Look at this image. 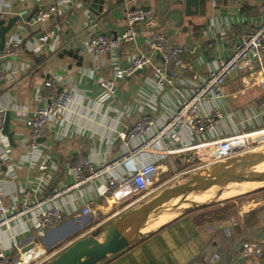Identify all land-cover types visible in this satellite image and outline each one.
<instances>
[{"label":"crops","instance_id":"crops-1","mask_svg":"<svg viewBox=\"0 0 264 264\" xmlns=\"http://www.w3.org/2000/svg\"><path fill=\"white\" fill-rule=\"evenodd\" d=\"M88 1L0 0L3 12L0 25L3 22L6 26L9 20L15 19L4 33V44H0V108L9 113L8 130L12 132L11 142L5 135L6 148L2 146L3 135L0 134V152L8 149L10 157V162L2 165L0 173L7 207L20 201L21 189L35 186L39 175L36 163L43 158H47L50 177L33 197L50 196L53 190L71 182L73 172L69 164L77 155L90 158L96 164L116 162L101 178L54 200L64 210V219L38 239L54 255L90 234L101 239L110 222L146 201L139 200L140 192L131 186L112 193H100L107 178L126 175L132 162L141 165L156 161V175L164 169L179 171L185 166H194L195 154L191 151L167 153L159 142L135 150L141 138H132L124 144L120 133L143 115H149L155 126L163 122L179 100L176 89L187 93L193 84H200L215 59L229 55L240 35L259 22L264 7V0H207L204 15L191 17V25L186 24L185 18L182 24L187 25L185 29L173 28L172 34L168 35L174 43L194 49L184 56L188 72L179 74L172 85L158 87L153 82L154 67L163 66V60L158 52L145 46L143 40L151 30L167 34L172 23L163 24L158 17L137 23L134 42H122L114 54L94 55L85 47L87 40L97 32L121 33L126 26V12L133 2L111 0L101 11H93L88 7ZM50 4L58 8L54 14L42 21L32 20L39 6ZM47 30H54L55 35L36 49L38 37ZM15 40L23 47L14 55H4L7 43ZM140 53L149 55L152 65L117 80L113 92L107 95L98 80L110 77L116 66L126 65L131 56ZM164 66L168 68L166 64ZM256 70H240L225 82V97L216 102L222 112L217 136L250 132L261 126L246 119L257 110L262 98L254 77ZM54 74L59 85L70 92L71 101L63 114L50 122L46 138L32 148L25 118L44 104L39 97L40 89L44 79ZM180 135L187 142L194 140L188 127L181 129ZM205 135L213 138L208 132ZM250 135L254 133L246 136ZM123 157L127 159H121ZM226 196L233 194L221 198ZM88 197L94 200L92 211L82 214L81 208ZM187 200L200 203L209 198L208 194H189ZM236 205L234 215L232 211L223 218L220 214L228 208L226 202L196 206L167 219L163 217L169 215V209L159 211L140 228L136 240L96 264H251L239 256V246L243 240H264V217L261 215L254 222L248 221L243 216L246 210L240 209V203ZM30 224L28 219L22 218L12 221L8 228L0 229V245L9 258L16 256V244L23 246L37 239ZM213 254L218 257L212 259ZM260 264H264V250Z\"/></svg>","mask_w":264,"mask_h":264},{"label":"built area","instance_id":"built-area-1","mask_svg":"<svg viewBox=\"0 0 264 264\" xmlns=\"http://www.w3.org/2000/svg\"><path fill=\"white\" fill-rule=\"evenodd\" d=\"M55 4L47 5L38 9L33 21H42L57 11ZM0 5V20L2 17ZM151 18L149 11L139 8L128 9L126 12V26L119 34H106L97 32L93 34L85 43L88 52L96 55L99 53L114 54L116 48L122 42H134L137 38L136 24ZM55 35L54 30H47L38 37L36 49L47 39ZM144 45L161 55L163 66L154 67L153 82L161 87L164 84L172 85L179 74L188 72V64L184 56L194 52L187 45L174 43L171 38L160 31L151 30L144 36ZM23 47L19 40L9 41L4 49V55L16 54ZM264 7L260 14L259 22L240 35L238 44L227 56H218L213 66L208 70L206 77L200 84H193L189 92L184 93L179 88V100L174 110L159 125L155 126L154 121L149 115H143L120 133V138L124 144L132 138H141L135 150H143L148 146L159 142L162 143L164 152L183 153L193 152L195 159L204 166L220 162L236 151L242 149L246 144L243 140L248 138L250 133L264 131ZM152 65V60L147 54H137L129 58L124 66H116L110 77L100 78L98 84L108 95L113 92L115 82L131 76L135 71L144 66ZM256 68L254 77L262 91L261 102L252 112V116L247 120H254L260 127L250 132H240L226 136H217L216 128L222 118L217 101L224 99V84L243 69ZM0 78H2L0 76ZM43 105L33 109L25 118V124L30 130L28 142L30 147L36 148L38 138H46L51 121L59 117L68 108L71 101L70 92L59 85L57 76L50 75L44 79L40 94ZM7 110L0 108V134L3 148L8 147V142L2 132ZM188 127L193 133L194 140L189 142L182 139L181 129ZM213 135L207 138L205 133ZM247 141V140H246ZM121 159H127L123 157ZM10 162L8 149L0 152V173L2 165ZM112 163L96 164L90 158L77 155L69 164L73 172V180L58 190H53V194L44 198L33 197L35 191L42 188L50 177V169L47 158H43L36 163L39 175L35 179V186L32 188L21 189V198L18 203L11 207L5 204V192L1 185L0 177V229L8 228L12 221L26 218L30 221L32 229L36 233L37 239L29 244L18 246L16 244V256L9 258L7 251L0 245V264H43L50 260L54 255L44 247L41 240L48 228L55 227L62 223L64 210L54 203V200L65 193L79 188L82 184L91 182L95 178H101L109 171ZM157 173L156 161L144 164L132 162L129 172L119 178L112 177L106 179V184L100 191L101 194L112 193L116 189L124 186H131L136 192L148 190L154 183ZM93 198L88 197L84 206L81 208L82 214L91 213ZM229 234V230H227ZM15 243V241H14ZM264 240L261 238L243 240L239 246V256L244 260H249L251 264H260L263 257ZM217 254H213L212 259H216Z\"/></svg>","mask_w":264,"mask_h":264},{"label":"water","instance_id":"water-1","mask_svg":"<svg viewBox=\"0 0 264 264\" xmlns=\"http://www.w3.org/2000/svg\"><path fill=\"white\" fill-rule=\"evenodd\" d=\"M111 0H90L88 7L95 11H101L103 5ZM133 2L132 9L136 6L143 11H149L151 18H160L163 24L172 23L167 31L171 35L173 28L181 27L183 30L191 25V17L204 15V7L207 0H127ZM44 6H39V9ZM187 18L186 24L182 25ZM14 18L9 20L6 26L0 25V44L5 41L4 33L11 27ZM11 35V34H10ZM9 113H6L2 132L9 141H12V132L9 130ZM45 138H38L37 142ZM119 140V138H118ZM264 161V153L253 154L213 165L203 174L191 176L185 182L162 189L158 194L141 203L134 210L125 213L115 221L110 222L101 239L95 234L79 238L69 247L59 253L53 259L43 264H96L106 258L107 255L116 253L131 244L140 235V228L149 222L159 209L172 199L192 192H203L213 187H225L232 184L246 182H264V169L257 170L255 166Z\"/></svg>","mask_w":264,"mask_h":264},{"label":"rangeland","instance_id":"rangeland-1","mask_svg":"<svg viewBox=\"0 0 264 264\" xmlns=\"http://www.w3.org/2000/svg\"><path fill=\"white\" fill-rule=\"evenodd\" d=\"M248 137L249 138L246 139L247 140L245 141L246 144L242 147V149L236 151L234 154H232L231 156H229L228 158L220 162L210 164L208 166H204L201 162L195 159L193 160L194 166H190V167L185 166L186 168H183L182 170H179V171H176L173 169H169V170L164 169V171H161L160 175H155L154 183L151 185V187L148 190L143 191L142 193L140 192V194L138 195L140 196L139 200L141 201L149 200L150 198L155 196L157 193H159L162 189L168 186H172L175 184L185 182L188 179H190L191 176L193 175L203 174L204 172H206V170L211 169L213 165H218L222 162H229L235 159L241 160L242 157H248V156H251L257 153H264V133L258 132V134L252 135V137L250 135ZM263 162L264 161L260 163H263ZM255 169L263 170L264 164L255 167ZM157 172H158V167H157ZM246 183L232 184V185H228L225 187H214V189L210 191L207 190V191L196 192V193L192 192L190 193V195L201 194V193L207 195L208 192H213V191L215 192V194L214 196L210 197L209 200H206L205 202H200V203L194 202L192 200H187L188 195H189L187 194L185 198L181 196V197L172 199L171 201L165 203L159 209V211H164L166 209H169V215L166 217L167 219L187 209H192L196 206L218 205L222 202H226L228 208L223 209L220 214L221 218H223V217H227V215L230 214L232 211L234 215V212L237 211L236 203H240V209L246 210L243 213L244 218L248 219V221L254 222L258 220L259 217H261V215L264 217V182L248 183V184L255 183V185L250 186V187H246L245 185H248ZM225 189H227L228 194L233 193V196L221 198L220 197L222 193L221 190L223 191ZM253 208L255 210H252ZM234 220L236 219L234 218ZM157 221L158 220H156L155 222ZM263 250H264V246H263ZM56 256L57 255H54L52 257L54 258Z\"/></svg>","mask_w":264,"mask_h":264},{"label":"bare ground","instance_id":"bare-ground-1","mask_svg":"<svg viewBox=\"0 0 264 264\" xmlns=\"http://www.w3.org/2000/svg\"><path fill=\"white\" fill-rule=\"evenodd\" d=\"M264 132V131H263ZM263 132H259V133H263ZM256 134H258V133H256ZM255 135V134H254ZM252 136V135H251ZM244 142L246 141L245 139L243 140ZM262 164H264V162L263 163H260V164H258V165H256L255 167H257V166H259V165H262ZM248 183H251V182H247L246 184H248ZM257 184V183H256ZM253 185H255V183H253V184H248V185H245L246 187H250V186H253ZM212 189H214V187L213 188H210V189H208V191H210V190H212ZM247 189V188H246ZM245 189V190H246ZM244 190V189H243ZM207 191V190H206ZM242 191V190H241ZM221 195H220V197H222V196H224L225 194H228L227 192V189H225V190H221ZM217 193V192H216ZM214 194H215V192L213 191V192H210V193H208V198H210V197H212V196H214ZM233 194V193H232ZM235 194V193H234ZM227 197V196H226ZM229 197V196H228ZM164 219H166L165 217H163ZM163 219V220H164Z\"/></svg>","mask_w":264,"mask_h":264}]
</instances>
